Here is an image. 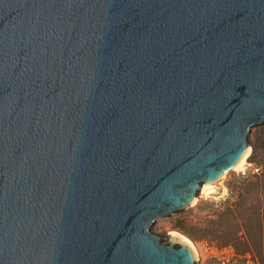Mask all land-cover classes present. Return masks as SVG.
<instances>
[{
    "label": "water",
    "instance_id": "water-1",
    "mask_svg": "<svg viewBox=\"0 0 264 264\" xmlns=\"http://www.w3.org/2000/svg\"><path fill=\"white\" fill-rule=\"evenodd\" d=\"M256 133L264 0H0V264H195Z\"/></svg>",
    "mask_w": 264,
    "mask_h": 264
},
{
    "label": "trees",
    "instance_id": "trees-1",
    "mask_svg": "<svg viewBox=\"0 0 264 264\" xmlns=\"http://www.w3.org/2000/svg\"><path fill=\"white\" fill-rule=\"evenodd\" d=\"M250 157L263 165V171L229 188L222 210L201 225L180 218L174 226L194 241L231 248L236 260L249 254L264 264V141H252Z\"/></svg>",
    "mask_w": 264,
    "mask_h": 264
},
{
    "label": "rangeland",
    "instance_id": "rangeland-1",
    "mask_svg": "<svg viewBox=\"0 0 264 264\" xmlns=\"http://www.w3.org/2000/svg\"><path fill=\"white\" fill-rule=\"evenodd\" d=\"M263 142L264 136L256 133L255 142ZM253 167H259L263 171V165L257 159L251 157L248 162L220 188H208L199 193L194 201L184 210L173 212L169 216L158 218L151 226V230L163 237V242H167L165 234L177 232L185 236L190 242L194 252L195 264H258L257 258L246 254L245 260H236L233 257L232 249L229 247L217 249L212 244L202 241H194L177 229L174 224L180 218L201 225L207 218L214 217L224 205V200L229 196V188H233L238 181H243L250 176H254Z\"/></svg>",
    "mask_w": 264,
    "mask_h": 264
},
{
    "label": "bare ground",
    "instance_id": "bare-ground-1",
    "mask_svg": "<svg viewBox=\"0 0 264 264\" xmlns=\"http://www.w3.org/2000/svg\"><path fill=\"white\" fill-rule=\"evenodd\" d=\"M171 233L176 236L177 240H179L180 242L185 243L191 247V242L185 236H183L177 232H171Z\"/></svg>",
    "mask_w": 264,
    "mask_h": 264
},
{
    "label": "built area",
    "instance_id": "built-area-1",
    "mask_svg": "<svg viewBox=\"0 0 264 264\" xmlns=\"http://www.w3.org/2000/svg\"><path fill=\"white\" fill-rule=\"evenodd\" d=\"M252 172L255 174H259L261 172V169L259 167H253Z\"/></svg>",
    "mask_w": 264,
    "mask_h": 264
}]
</instances>
